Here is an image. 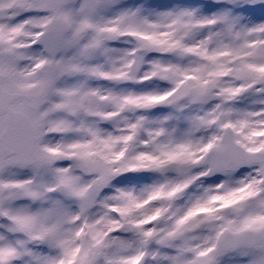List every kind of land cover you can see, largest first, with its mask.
Segmentation results:
<instances>
[{
	"label": "snow or ice",
	"instance_id": "snow-or-ice-1",
	"mask_svg": "<svg viewBox=\"0 0 264 264\" xmlns=\"http://www.w3.org/2000/svg\"><path fill=\"white\" fill-rule=\"evenodd\" d=\"M0 264H264V0H0Z\"/></svg>",
	"mask_w": 264,
	"mask_h": 264
}]
</instances>
